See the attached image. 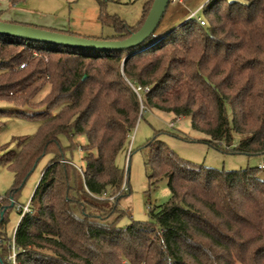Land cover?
Listing matches in <instances>:
<instances>
[{
  "label": "trees",
  "instance_id": "1",
  "mask_svg": "<svg viewBox=\"0 0 264 264\" xmlns=\"http://www.w3.org/2000/svg\"><path fill=\"white\" fill-rule=\"evenodd\" d=\"M152 1L135 25L101 9L98 18L114 29L107 39L136 31ZM201 10L204 25L187 18L152 33L139 47L151 45L133 54L139 47L86 50L0 35V100L25 108L0 110V117L42 119L34 135L0 146V163L13 173L8 196L0 197V264H12L6 259L12 247L14 264H264L260 168L183 160L158 133L143 145L150 153L144 165L151 185L167 179L170 197L149 207V220L119 224L126 215L119 202L129 188L114 161L144 110L189 116L192 128L224 152L264 155V0H208ZM78 135L86 138L83 166L65 153L78 146ZM46 154L52 157L29 209L21 216L17 210L6 239V209Z\"/></svg>",
  "mask_w": 264,
  "mask_h": 264
},
{
  "label": "rangeland",
  "instance_id": "2",
  "mask_svg": "<svg viewBox=\"0 0 264 264\" xmlns=\"http://www.w3.org/2000/svg\"><path fill=\"white\" fill-rule=\"evenodd\" d=\"M22 1L21 6H23L24 11H20V14H25V16L34 20L32 22H36L35 20L41 21L43 25H35L37 27L54 29L49 27L53 26V21H56L58 25L62 22L66 26L64 28H68V31L76 34V36L107 39L114 34V29L109 24H103L98 18L101 9L105 14L115 15L120 19H124L127 24L135 25L141 18L143 6L147 0ZM207 3L208 0H170L155 34L163 33L165 30H169L186 20L185 15L196 10L199 4H202L198 11V15H201V7L207 5ZM10 11V13H16L15 10ZM3 15L6 16L7 13L4 12ZM47 90L48 86L40 91L34 100L41 99ZM59 108L60 105L54 107L51 114H56ZM0 110L11 112L25 110V108H16L9 102L0 100ZM0 122L2 123L0 127V146L14 147V138L34 135L42 119L24 117L15 113H4L1 114ZM170 123L173 124L171 127L169 126ZM155 133H158V139L163 141L169 149H172L178 157L206 167L239 170L246 167H257L264 159V155L231 154L209 145L206 142L209 137L205 133L192 128L189 116L175 117L171 113L155 109L144 110L129 135L128 143L118 153L114 161L115 165L128 178L129 193L122 197L119 202V206L126 212V215L119 221L122 226L128 224L131 220H149V207H156L170 197L167 179L163 178L155 185H151L148 170L144 165L150 153L143 145ZM236 138L237 136L235 140ZM60 141L62 145H67L66 136L61 135ZM75 141L78 146L71 153L69 151L65 153L75 166H83L82 157L84 152L80 146L86 143V138L83 135H78L75 137ZM51 157L52 154H46L37 161L23 187L16 194L15 199L12 200L13 207L6 209L2 230L6 239H12L15 226L19 220L17 209L29 202L39 181L41 171ZM258 177L264 181V168L259 169ZM12 182L13 173L6 164L0 163V197L8 196Z\"/></svg>",
  "mask_w": 264,
  "mask_h": 264
},
{
  "label": "water",
  "instance_id": "3",
  "mask_svg": "<svg viewBox=\"0 0 264 264\" xmlns=\"http://www.w3.org/2000/svg\"><path fill=\"white\" fill-rule=\"evenodd\" d=\"M169 2L170 0H153L141 26L123 40L87 38L1 20L0 35L76 49L98 51L127 50L139 47L156 31ZM150 45L139 47L130 54L145 49Z\"/></svg>",
  "mask_w": 264,
  "mask_h": 264
},
{
  "label": "crops",
  "instance_id": "4",
  "mask_svg": "<svg viewBox=\"0 0 264 264\" xmlns=\"http://www.w3.org/2000/svg\"><path fill=\"white\" fill-rule=\"evenodd\" d=\"M182 1V0H179ZM23 3H17L14 6H10L9 4V0H0V20L1 21H8V22H16V23H22V24H32V25H43L41 24V21L35 20L36 22H32L34 20L28 18L27 16H25V14H20V11H24L23 6H21ZM202 4H199L196 9H198ZM10 10H15L16 13H10ZM9 11V12H8ZM7 13V15H3V13ZM190 13L186 14L185 17H188ZM53 26H49L52 27L54 29H58V30H62V31H68V28H64L66 27L65 24H63L62 22L58 25L56 24V21L52 22ZM56 25V26H55ZM264 160V159H263Z\"/></svg>",
  "mask_w": 264,
  "mask_h": 264
},
{
  "label": "built area",
  "instance_id": "5",
  "mask_svg": "<svg viewBox=\"0 0 264 264\" xmlns=\"http://www.w3.org/2000/svg\"><path fill=\"white\" fill-rule=\"evenodd\" d=\"M200 8V7H199ZM196 9V10H194V11H192V12H190V14L188 15V17L187 18H194V19H196L201 25H204L205 24V21H204V19L200 16V15H198V11L200 10V9ZM20 67H23V64L22 65H20ZM132 88H133V90L138 94V90H140L139 88H134L133 86H132ZM146 89H144V91H145ZM139 96V95H138ZM140 109H141V112H142V109H143V106L141 105L140 106ZM178 119V118H177ZM173 124L172 123H170L169 124V126L171 127ZM258 168H264V160H262L259 164H258ZM123 188V187H122ZM18 209H20V212H21V214H20V216L24 213V212H27L28 211V203H26L25 205H23V206H21V207H18ZM17 209V210H18ZM14 257H15V251L13 250V247H12V252H11V254L10 255H8L7 257H6V259L9 261V262H11L12 264H14Z\"/></svg>",
  "mask_w": 264,
  "mask_h": 264
}]
</instances>
